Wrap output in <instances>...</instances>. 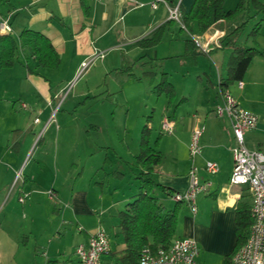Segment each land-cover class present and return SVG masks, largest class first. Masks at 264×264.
Segmentation results:
<instances>
[{
	"label": "crops",
	"instance_id": "0c3cea01",
	"mask_svg": "<svg viewBox=\"0 0 264 264\" xmlns=\"http://www.w3.org/2000/svg\"><path fill=\"white\" fill-rule=\"evenodd\" d=\"M138 1L144 2V5H137L135 0H0V19L9 17L12 26L10 33L15 38L19 39L25 29L39 31L51 40L61 58L57 68L43 67L28 47H22L13 66L0 65V263L2 258L12 259L20 251L28 256L31 246L30 254H34L35 261L40 258L36 252L41 250L47 256V264H56L62 257L67 260L63 264H80L76 247L80 243H86L90 233L100 227L108 232L110 238L115 235L123 241L118 214L139 191L140 182L136 175L143 167L136 161L138 152L132 158H125L130 171L128 174L121 170L122 173H119L123 174L122 177L113 175L110 178L108 173L99 177L96 176L97 172L94 176L90 175L88 181L79 175L60 183L57 175H45L43 172L47 157L45 154L49 152L45 147L51 139L59 141L58 134L47 140L43 139L53 112L46 114L47 120L43 126H40L41 118L33 117V113H46V108L39 110L37 107L39 96L44 98L50 108V100L58 94H54L53 88L59 82V74L64 77L62 81L77 77L84 67L88 70L92 66L95 60L86 66L83 63L94 54L103 52L104 56L101 58H105L110 49L134 46L136 40L152 34L169 19L165 5L161 4L156 9L150 7L152 15L147 16L142 8L150 5L151 0ZM193 1L169 0L170 4L179 2L186 11ZM238 1L233 0V4L225 7L232 9ZM261 1L264 4V0ZM250 16L248 24L251 23L252 27L246 34L239 36L238 43L256 47L260 52L253 57L243 78L230 85L221 84V80L227 76L232 46L225 47H231L230 54L227 50L219 51L224 48L205 54L215 56V66H205L202 55L198 56L196 65H187L197 68L196 75L200 80V91H196L197 101L194 102L198 107L186 110L189 116L186 123L190 127L185 140L187 152L183 157L175 155L172 168L156 166L152 173L158 183L176 192L185 191L189 187L188 172L192 165L198 167L202 180L211 181L209 189L198 194L196 212L186 203H180L175 237L180 234L192 237L202 244L204 250L223 255L233 253L236 245V205L239 201L250 205L252 202L247 185L230 182L234 163L232 147L235 144L232 123L228 115L219 116L215 110L217 104L222 102L224 90H230L241 106L259 116L258 126L246 131V144L264 152V20L257 34L249 36L252 28L262 18V13L253 8ZM237 24L238 21L232 19L220 20L207 32L199 34L206 38L215 28L225 29L228 33ZM146 26L148 31L142 29ZM0 34H3L1 30ZM185 63L186 61H182V64ZM169 79L177 90L170 76ZM239 81L243 82L242 87L239 86ZM191 97V93L180 99L176 95L175 100H179V104L183 100L189 103L192 102ZM23 103L27 106H23ZM24 109L28 110L22 111ZM172 120L176 126V121ZM197 121L205 125L201 138L202 153L190 157L188 147ZM99 125L97 121L91 124V128L95 130ZM42 132L43 135L38 139ZM37 139V148L41 152L32 167L27 172H22V167L30 162L28 155ZM176 143L177 140L174 139L172 144L175 153L178 147H182V144L177 146ZM208 160L218 163L217 172L207 170ZM18 174L20 177L16 180ZM50 190L53 191L52 194ZM22 195H26L23 201L19 199ZM157 195L169 209L177 203L172 196L161 192ZM68 239L73 241L74 251L73 256L65 257V242ZM113 251L116 250L111 247V251L103 256L102 264H105L111 254L114 255ZM200 255V263L207 264L201 251Z\"/></svg>",
	"mask_w": 264,
	"mask_h": 264
},
{
	"label": "rangeland",
	"instance_id": "374dc122",
	"mask_svg": "<svg viewBox=\"0 0 264 264\" xmlns=\"http://www.w3.org/2000/svg\"><path fill=\"white\" fill-rule=\"evenodd\" d=\"M230 4H233V0L225 1V5ZM150 7L146 5L142 8L147 16L152 15ZM181 27L182 24L174 20L166 29L162 41L150 48L131 46L123 49L120 47L110 49L105 58L97 56L88 70L84 67L79 75L72 79L62 81L64 77L59 74L60 77L57 80L59 82H56L53 88L54 94L55 92L58 94L50 100V108L44 98L39 96L37 107L39 110L46 108V113H43L44 115L39 114L38 111L33 113V117L41 118L40 126H43L47 120L46 114L52 111V120L48 124V130L43 139L47 140L50 136L57 134L59 136V141L51 139L45 147L49 149V152L45 154L47 156L46 165H43L45 175L49 173L57 175L58 181L62 183V180L69 181L70 177L75 178L79 175L88 181L89 176H94L97 172L96 176L100 177L108 173L110 178L113 175L122 177L121 170L129 174L130 166L125 158H132L133 154L139 153V139L146 123L152 127V144L163 153L158 167L170 169L173 166L175 155L185 156L187 152L185 140L190 128L186 123L189 119L187 111L198 107L194 105V102L197 101L196 91H200V86H198L200 80L197 79V68L188 67L187 65H191L188 63L182 64L183 60L180 55L184 52L187 37L202 36L197 29L190 33ZM251 27V23L246 25L241 34H246ZM146 28L142 29L148 31L149 28ZM119 40H121L120 37ZM223 50L231 53V47L219 51ZM214 57L202 54L203 64L207 67L210 64L215 66ZM121 67L126 70H121ZM145 71L155 72V78L146 74ZM129 72L134 74L130 75ZM162 72H168L171 81L176 85L177 90H175V97L171 103H169V95L166 93L158 95L153 91V86L159 82ZM189 93L192 94V102L185 103L183 100L179 104V100H175L176 95L180 99L184 95L188 96ZM87 95L93 96L87 97ZM26 110L28 109L22 111ZM166 115L176 121L173 133H164L161 130L162 119ZM97 121L100 125L93 130L91 124ZM42 135L43 132L40 133L38 139ZM159 136L160 139L156 145V139ZM38 139L29 152L30 162L26 167L25 165L22 167V172H27L32 167L41 152L37 148ZM174 139L177 140V146L182 144L176 153L173 151L172 141ZM19 177L20 174L16 180ZM177 236L184 237L182 234ZM110 240L113 250L123 248L121 237L117 238L112 235ZM65 243V257L73 256V241L68 239ZM199 247L203 258L205 256L207 259V264H223L227 255L206 251L200 243ZM24 249L27 250L28 247ZM28 250V256L20 251L12 259L2 258L0 264H47V256L41 250L36 252V255L40 256L37 261L33 260L34 254H30L31 246ZM201 256H198L199 261ZM63 258L56 264L67 262ZM104 263L123 264L112 254Z\"/></svg>",
	"mask_w": 264,
	"mask_h": 264
},
{
	"label": "trees",
	"instance_id": "16d2710c",
	"mask_svg": "<svg viewBox=\"0 0 264 264\" xmlns=\"http://www.w3.org/2000/svg\"><path fill=\"white\" fill-rule=\"evenodd\" d=\"M226 0H194L188 11L180 5L182 13V29L193 33L195 29L200 33L207 32L220 20L232 19L238 24L221 38V46L212 48L208 53L203 52L192 36L185 39V50L182 55L183 61L196 65L198 56L210 54L218 48L233 47L227 64V76L221 80V84L230 85L236 80L242 79L253 57L259 53L256 47H247L239 44L238 39L249 22L251 9L262 13V18L255 24L249 33L257 34L262 20H264V4L261 0H239L232 9L225 8ZM174 22L168 19L162 23L152 34L136 40L134 46L150 48L163 39L166 29ZM28 47L37 58L40 66L57 68L60 65V54L51 40L39 31L25 29L19 39L12 33L0 34V65L2 67L13 66L19 57L20 48ZM143 57V56H142ZM121 70L126 68L121 67ZM146 74L155 78V72L145 71ZM128 74L133 75V72ZM153 91L158 95H169V103L175 97L174 85L169 80L167 72H162L161 78L153 86ZM152 127L144 124L139 139L140 150L136 155V161L143 167L136 178L140 182L139 191L134 194L124 208L119 211V228L123 237L124 247L113 251L114 256L123 264H141L140 256L144 247L157 250L159 247H167L176 236L180 203L169 209L157 195L161 192L174 197L177 193L174 189L158 183L152 173L162 161V152L151 141ZM160 136L156 139L158 144ZM253 222L251 205L248 202L239 201L236 205V232L237 241L234 251L245 243L250 227ZM233 251V253H234ZM227 255L223 264H231L232 255Z\"/></svg>",
	"mask_w": 264,
	"mask_h": 264
},
{
	"label": "built area",
	"instance_id": "2783aa9c",
	"mask_svg": "<svg viewBox=\"0 0 264 264\" xmlns=\"http://www.w3.org/2000/svg\"><path fill=\"white\" fill-rule=\"evenodd\" d=\"M137 5L144 2L135 0ZM152 8L156 9L161 4L168 9L169 19L179 21L182 26V13L180 3L170 4L169 0H151ZM0 30L2 33L12 31L8 16L1 17ZM226 34L225 29L215 28L206 38L197 35L192 36L199 48L208 53L214 47L221 46V38ZM104 56L103 52L96 53L84 66L92 63L97 56ZM239 86L243 82L239 81ZM222 102L217 104L216 113L219 116L228 115L231 119L235 144L232 147L233 169L230 176L231 184L247 185L251 191V213L253 222L248 237L232 255L231 264H264V152L259 148H250L246 144V131L258 126L259 116L241 106L230 90H224ZM23 106H27L23 103ZM39 120V118H36ZM174 121L165 116L161 130L164 133L174 132ZM205 131L204 123L197 121L191 133L189 143L190 157H196L202 153L201 138ZM206 168L209 172L218 171L219 165L216 161L208 160ZM188 175L190 177L189 187L185 191L177 192L174 198L186 203L193 212L197 211L198 194L207 191L211 185L210 180L200 178L198 167L192 165ZM53 191L50 190V194ZM26 195L20 196L23 201ZM111 251V241L108 232L100 227L91 232L86 243H80L76 247V255L80 264H102V258ZM200 253L199 243L196 239L188 236L175 237L167 247H159L151 250L144 247L140 256L141 264H200L198 259Z\"/></svg>",
	"mask_w": 264,
	"mask_h": 264
}]
</instances>
